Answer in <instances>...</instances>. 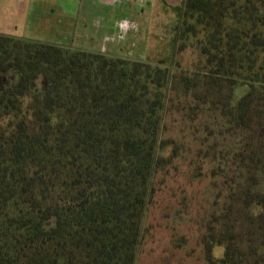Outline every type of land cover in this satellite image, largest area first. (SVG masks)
Returning <instances> with one entry per match:
<instances>
[{"label":"trees","instance_id":"16d2710c","mask_svg":"<svg viewBox=\"0 0 264 264\" xmlns=\"http://www.w3.org/2000/svg\"><path fill=\"white\" fill-rule=\"evenodd\" d=\"M177 8L168 61L0 32V264H136L179 164L209 180L206 262L264 264V0Z\"/></svg>","mask_w":264,"mask_h":264},{"label":"rangeland","instance_id":"374dc122","mask_svg":"<svg viewBox=\"0 0 264 264\" xmlns=\"http://www.w3.org/2000/svg\"><path fill=\"white\" fill-rule=\"evenodd\" d=\"M124 1L127 5L133 2L141 7L143 4L148 10L141 14L143 16L140 15V23L131 20L132 28L131 24L130 27H124L117 23L106 30L95 25L84 29V17L81 20L78 19L80 14L75 16L74 9L77 7L74 0H33V7L27 14H23L22 19L18 16L19 20L9 8L4 10L0 7V27L4 23L12 30L9 32L12 35L99 49L149 62L160 58L168 61L174 49L177 7L182 0H153L149 3L140 0ZM89 7L92 8V11L89 9L91 13L97 12L95 5L89 4ZM51 11L58 18L49 13ZM119 12L117 10L116 14ZM128 17L125 15L124 18ZM74 20L78 22L76 25L80 24L76 29H72ZM71 40L78 43L73 44ZM176 56L182 65L189 66L198 55L195 49L188 47ZM208 183L206 176L191 177L184 164L170 168L148 209V229L136 264H208L201 243L204 226L213 210V195ZM212 254L220 258L223 246L214 245Z\"/></svg>","mask_w":264,"mask_h":264},{"label":"crops","instance_id":"0c3cea01","mask_svg":"<svg viewBox=\"0 0 264 264\" xmlns=\"http://www.w3.org/2000/svg\"><path fill=\"white\" fill-rule=\"evenodd\" d=\"M32 1L33 0H0V7H3L4 10L9 8V10L13 13L12 15H14L16 17V19L19 20L18 16L20 19H22L23 14H27L29 9H31L33 7L31 5ZM140 1L149 3L150 1L152 2L153 0H140ZM34 2H35V0H34ZM74 4L77 7L76 10L74 9L75 16L80 14L78 19H81V20L84 17V24L82 25V27L84 29L89 28V27L93 28L94 27L93 25H95L98 28H103L106 30V29H111L112 25L117 24V23H118V25L122 24V26H124V27H130L129 24H131V28H132L131 20H133V19L136 21L138 20L140 23L142 21L141 16H143L141 14L148 12V10L143 6V4L141 7L138 3H133V2H131L130 4L127 5L126 1H124V0H74ZM89 4L95 5V9H96L95 11H97V12L91 13L90 11H92V8L89 7ZM87 6H88V8H87ZM89 9H91V10L89 11ZM117 10H119L121 13L119 12L118 14H116ZM141 10L143 12L137 13ZM49 13L54 15L55 18H58V15H56L55 13H52V11ZM117 15H119V16H117ZM125 15H127V16L129 15V17L127 19H125L124 18ZM47 21H48V19H47ZM19 23H20V21H19ZM75 23H78V22L76 20L73 21L72 29H76L77 26L79 27V25H80V24L76 25ZM140 27H141V25H140ZM0 32L9 34V32H12V30H10L7 27V25H5L3 23V24H1ZM17 34H19V33H17ZM71 37H74V36L72 35ZM59 42H61V41H59ZM70 42H72L73 44L78 43V41H76V40L75 41L71 40Z\"/></svg>","mask_w":264,"mask_h":264}]
</instances>
